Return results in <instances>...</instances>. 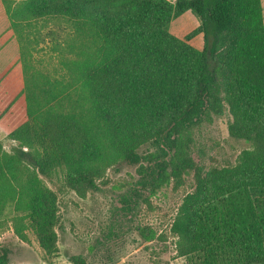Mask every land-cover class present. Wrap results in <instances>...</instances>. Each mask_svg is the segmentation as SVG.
I'll use <instances>...</instances> for the list:
<instances>
[{
    "label": "trees",
    "instance_id": "obj_1",
    "mask_svg": "<svg viewBox=\"0 0 264 264\" xmlns=\"http://www.w3.org/2000/svg\"><path fill=\"white\" fill-rule=\"evenodd\" d=\"M199 26L178 39L170 22ZM67 24L66 77L21 74L38 20ZM201 33L198 50L187 40ZM0 229L57 252V192H96L109 169L136 167L154 192L193 174L170 225L185 264H264V22L260 0H0ZM12 42V43H10ZM226 109L243 141L234 163L203 170L181 153L185 135ZM188 136V134H187ZM155 148L153 157L143 148ZM145 162V163H142ZM141 197V195H140ZM14 213L3 219L5 209ZM72 264H83L69 256ZM0 264H11L0 244Z\"/></svg>",
    "mask_w": 264,
    "mask_h": 264
},
{
    "label": "rangeland",
    "instance_id": "obj_2",
    "mask_svg": "<svg viewBox=\"0 0 264 264\" xmlns=\"http://www.w3.org/2000/svg\"><path fill=\"white\" fill-rule=\"evenodd\" d=\"M69 31L63 21H35L27 31V40L22 42L28 45L25 59L20 57L21 43L15 45L21 74L32 73L51 80L66 77L63 62L72 57L66 54ZM6 46L3 41L0 48ZM230 120L224 109L220 116L213 115L189 131L181 153L205 171L234 163L239 152L248 146L228 134ZM0 144L6 152L16 145L1 133ZM156 151L149 147L141 153L149 152L154 157ZM139 180L136 167L109 169L98 190L83 199L69 191L58 192V184L47 181L58 197L57 252L46 259L31 234L26 242L21 241L8 223L0 229V244L9 245L11 264H72L69 256L81 257L83 264H185L175 252L176 239L170 233V225L182 198L193 188L192 172L184 174L179 184L169 181L154 192L140 190ZM13 215L8 206L3 219L9 220Z\"/></svg>",
    "mask_w": 264,
    "mask_h": 264
},
{
    "label": "crops",
    "instance_id": "obj_3",
    "mask_svg": "<svg viewBox=\"0 0 264 264\" xmlns=\"http://www.w3.org/2000/svg\"><path fill=\"white\" fill-rule=\"evenodd\" d=\"M170 3H175L177 0H167ZM263 22H264V0H260ZM199 26V21L197 17L191 11H185L178 17L174 18L169 26L168 31L173 36L178 39H185L186 35H188L191 31L196 29ZM187 43L192 47L201 50L203 47V35L201 33L193 36Z\"/></svg>",
    "mask_w": 264,
    "mask_h": 264
}]
</instances>
